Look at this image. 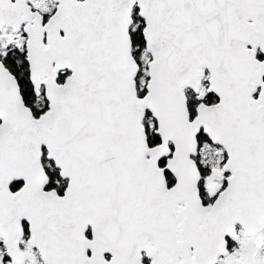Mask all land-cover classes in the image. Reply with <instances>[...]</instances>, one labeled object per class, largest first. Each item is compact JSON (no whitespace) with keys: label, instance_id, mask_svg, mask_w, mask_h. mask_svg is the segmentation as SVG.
I'll return each mask as SVG.
<instances>
[{"label":"snow or ice","instance_id":"6c2138e0","mask_svg":"<svg viewBox=\"0 0 264 264\" xmlns=\"http://www.w3.org/2000/svg\"><path fill=\"white\" fill-rule=\"evenodd\" d=\"M0 264H264V0H0Z\"/></svg>","mask_w":264,"mask_h":264}]
</instances>
